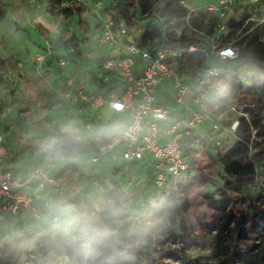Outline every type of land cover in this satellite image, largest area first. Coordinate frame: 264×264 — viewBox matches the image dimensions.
I'll return each mask as SVG.
<instances>
[{
  "label": "rangeland",
  "instance_id": "obj_1",
  "mask_svg": "<svg viewBox=\"0 0 264 264\" xmlns=\"http://www.w3.org/2000/svg\"><path fill=\"white\" fill-rule=\"evenodd\" d=\"M163 1L0 0V126L12 137L29 125L36 126V116L49 115L50 107L61 98L68 75L81 82L87 78L85 83L103 95L117 85L113 74L101 79L103 71L93 61H72L67 68L59 64L64 50L86 42L96 30L94 15L84 4L99 2L106 12L117 10V16L120 10L131 20L126 26L138 44L164 47V43L177 41L176 47L193 43L209 52L212 46L235 47L240 57L225 61L213 53L200 58L184 56L174 62L191 89H196L195 81L208 82L211 106L206 114H212L211 119L220 126L191 154L193 158L203 155L210 169L198 171L194 159L186 175L158 194L170 202L169 212L155 221L147 218L158 199L149 193L146 176L137 164L112 162L93 176L70 166L59 176L69 187L65 201L56 205L55 191L50 195L53 206L49 213L60 216L56 229L50 232L36 230L31 222L26 225L25 212L19 217L0 213V264H128L127 258L133 264H264V67L254 66L243 54L250 38L264 42V0H235L224 16L208 8L211 0H180L181 14L176 18L167 15ZM132 3L135 19H131ZM64 9H72L74 16L65 18L61 15ZM40 16L48 24L38 23ZM30 48L38 52L32 58ZM20 62L28 65L24 73L18 70ZM27 80L36 85L35 93L25 86ZM170 84L163 82L155 99L184 115L171 95ZM93 112L98 118L111 114ZM122 119L128 120L126 116ZM48 123V116L41 119L43 126ZM232 124L237 126L235 132L229 131ZM237 140H247V152L229 158L251 163L254 175L246 186L234 190L228 185L232 179L225 175L224 166L228 161L225 154ZM114 207L122 218L111 217ZM101 224L106 230L100 229L96 239ZM49 233L50 239L39 240ZM244 235L249 241L244 240L243 248L236 240Z\"/></svg>",
  "mask_w": 264,
  "mask_h": 264
},
{
  "label": "built area",
  "instance_id": "obj_2",
  "mask_svg": "<svg viewBox=\"0 0 264 264\" xmlns=\"http://www.w3.org/2000/svg\"><path fill=\"white\" fill-rule=\"evenodd\" d=\"M234 3L235 0H215L208 8L224 16ZM84 5L94 15L96 30L86 42L68 47L59 64L67 68L72 61H93L101 71L120 79L122 91L119 96L115 92L104 96L89 87L87 79L81 82L79 77L70 76L58 103L49 109V123L42 136H34L35 126L29 125L12 137L17 145L37 148L40 161L21 176L16 168L0 164V213L19 217L25 212L26 225L31 222L37 229H56L60 221L57 212L49 213L53 206L50 195L55 191L56 205L65 201L69 187L59 176L67 166L93 176L112 162L137 164L153 196L186 175L191 169L192 152L199 151L204 139L218 132L220 125L213 122L208 132L202 131L206 108L211 106L208 82L198 80L194 83L196 89H191L174 62L184 56L200 58L213 53L225 61L239 58L235 47L212 46L209 52L193 43L171 50L138 44L117 10L106 12L99 2ZM184 26L188 27L187 21ZM165 80L172 81L171 95L184 115L156 101L155 92ZM105 108L111 111L109 118H98L93 112ZM57 111L58 117L54 115ZM233 124L230 132L236 130ZM0 129L2 146L5 136L4 128ZM60 138L65 139V144ZM91 197L89 201L95 205Z\"/></svg>",
  "mask_w": 264,
  "mask_h": 264
},
{
  "label": "trees",
  "instance_id": "obj_3",
  "mask_svg": "<svg viewBox=\"0 0 264 264\" xmlns=\"http://www.w3.org/2000/svg\"><path fill=\"white\" fill-rule=\"evenodd\" d=\"M164 11L167 13L168 16H171L173 18L179 17L181 14L180 8L181 6L179 5L180 0H164ZM133 5V14L131 16V19H135L136 18V6L134 5V3H132ZM146 2H143L141 4V7H145ZM61 15H63L65 18L69 19L72 18L74 16V11L72 9H64L61 12ZM119 16L120 17H124L123 13L120 12L119 10ZM82 17V14L79 13L78 14V18L80 19ZM125 18V17H124ZM126 20V18H125ZM80 22V21H79ZM126 24L128 26L131 25V20H126ZM178 45L177 41H173L171 43H164V48L167 50H171L174 47H176ZM243 54L246 55L252 62V64L254 66H258V67H264V66H260L259 63H264V42H254L253 38H250L249 40H247V42L244 44L243 47ZM240 58V57H239ZM99 68V67H98ZM264 69V68H262ZM108 73L102 72V77L101 79L104 80V75H106ZM113 78H115L116 84L114 87H112V89L109 91L110 92H115L117 96L120 95L121 91H122V84L120 79L115 75ZM25 86L28 88L29 91H31V93H35L37 90L36 85H34L32 82H26ZM97 92H99V90H96ZM230 91V90H229ZM231 92V91H230ZM229 92V93H230ZM101 93V92H99ZM102 94V93H101ZM103 95V94H102ZM109 94H104V96H108ZM248 139V137H247ZM63 144H65L63 138L59 139ZM247 140H237L236 142H234V144L230 147V149L226 152L225 157L228 159L227 163L224 166V173L226 176H228L230 179L228 182V185H230V187L234 190H239L242 187L246 186L252 176L254 175V166L251 163H241L239 161L230 159V155L232 154H243L247 152V146L246 144ZM195 159V160H194ZM194 162L197 160L196 166H197V170L198 171H203L204 169H206L207 171L210 169V166L207 165V163L204 160V156L200 155V157H196L193 158ZM126 164H122V166H125ZM131 165V164H130ZM70 166H67L66 169H69ZM145 185L148 188V182H145ZM162 198V199H160ZM157 202L155 203V205L151 208V211L147 214V218L150 221H155L158 218H161L162 216H164L167 212H169L172 208L170 202L167 201V199L165 197H163V194L157 195ZM111 217L112 218H122L123 214L122 212L118 211L115 207L111 210ZM85 219V212L83 210H81V220L84 221ZM37 230V228H35ZM51 228L49 227V231ZM100 229H105V226H103L102 224L98 226V233L96 235V239L100 238ZM106 230V229H105ZM46 237V238H44ZM43 236L39 237V240H43V239H50V233L46 234ZM244 240L249 241V238L244 235L243 239H237L236 242L239 244V246H242L243 248L244 246ZM93 244H96L95 242H93ZM35 245L37 247H39V241L37 240L35 242ZM94 246V245H93ZM6 248V246L4 247V249ZM124 250V249H123ZM246 249H244V252H246ZM93 247L91 249H88L87 254L90 256L93 255ZM128 259V264H133L134 260L132 259Z\"/></svg>",
  "mask_w": 264,
  "mask_h": 264
},
{
  "label": "crops",
  "instance_id": "obj_4",
  "mask_svg": "<svg viewBox=\"0 0 264 264\" xmlns=\"http://www.w3.org/2000/svg\"><path fill=\"white\" fill-rule=\"evenodd\" d=\"M214 2H215V0L209 1L208 6L214 4ZM45 20L46 19H44L43 16H40V17H38V20H36V21H38V23H44V22L47 23ZM28 51H29L28 56H30V58H32V56H35V54L38 53L35 50H33L32 48L28 49ZM62 54H65V50L63 51ZM23 61L27 62L26 60H23ZM22 62L19 63L18 70L19 71L23 70L22 73H24V70L27 71L28 65L26 63H22ZM85 73L88 74V72H85ZM64 75H66V74H64ZM70 76H72V75L67 76V80H68V77H70ZM181 77H182V79H186V77H183V76H181ZM27 82H33V81L27 80ZM164 82H172V81L171 80H165ZM65 83L67 84L68 81ZM102 110H106L107 113H111V111H109L107 108L102 109ZM94 114L95 113H93L92 115H94ZM104 114L105 113H103L102 116H105ZM54 115L58 117V116H60V112L57 111L56 113H54ZM47 116L49 118V115H46L45 117H47ZM211 116H212V114L210 115L208 113L206 118H204L202 125H201L202 131L208 132L211 129V125L215 121V120L211 119ZM45 117H42V116L39 117V115H38V116H36V118H34L36 120L35 122L37 123L35 126V132H33L34 136H37V137L42 136L43 131L45 130V126H43L41 124V119L44 120ZM0 128H1V126H0ZM4 136H5L4 143L2 144V146H0V164L3 168H16L17 169V170H15L16 173L21 176L26 171H28L29 169H32L34 166H36L39 163L40 157H39V151L37 148H31V146L29 144L24 145V146H20V145L15 144L14 140L12 139L11 132H7V133L4 132ZM2 216H0V219H2Z\"/></svg>",
  "mask_w": 264,
  "mask_h": 264
}]
</instances>
